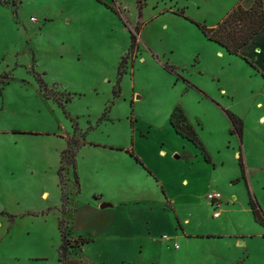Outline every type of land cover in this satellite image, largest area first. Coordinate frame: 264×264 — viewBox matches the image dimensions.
<instances>
[{"label": "rangeland", "instance_id": "1", "mask_svg": "<svg viewBox=\"0 0 264 264\" xmlns=\"http://www.w3.org/2000/svg\"><path fill=\"white\" fill-rule=\"evenodd\" d=\"M199 2L0 0V264H264V74L169 15L209 26Z\"/></svg>", "mask_w": 264, "mask_h": 264}, {"label": "trees", "instance_id": "2", "mask_svg": "<svg viewBox=\"0 0 264 264\" xmlns=\"http://www.w3.org/2000/svg\"><path fill=\"white\" fill-rule=\"evenodd\" d=\"M175 14L183 17L184 19L192 22L202 35L210 42L217 44L219 47L225 50L229 55L237 56L239 51L248 44L252 38L264 27V0H255L251 7L245 9L241 4L237 3L215 26L208 27L204 23L194 21L186 16H184L183 11L175 12ZM141 13L139 12V17ZM132 45L135 44V37L131 36ZM226 117L228 118L231 130L230 134L236 135L239 140L242 138V120L236 115L228 110H223ZM178 113L175 109L170 116V125L174 129L175 133L191 142L196 148H198L205 161H208V155L205 152L202 144L197 136L194 128L188 123L186 118L182 113ZM69 146L71 148V143H68V148L63 153L64 155L69 152ZM73 151L70 154V159L68 164L72 166L74 170L73 176L77 184V175L75 172V161H74ZM239 167L242 178L245 180V168L243 166L241 155L239 153L238 157ZM247 185V183H246ZM248 206L251 211L253 220L256 224L264 228V213L254 196L249 194ZM90 242L88 239H81L80 244H86Z\"/></svg>", "mask_w": 264, "mask_h": 264}, {"label": "crops", "instance_id": "3", "mask_svg": "<svg viewBox=\"0 0 264 264\" xmlns=\"http://www.w3.org/2000/svg\"><path fill=\"white\" fill-rule=\"evenodd\" d=\"M255 0H200L199 5L200 7L204 8L206 10V12L210 15L211 19L213 20V23L209 24L208 27H215L222 19L223 17L237 4H241L243 8L248 9L249 7L252 6V4L254 3ZM175 11L172 12V14H169L170 16H178L181 17L177 14H175V12L178 11H183L184 16L188 17L187 15H185L184 13V7L183 8H174ZM162 14V13H160ZM164 15V14H162ZM169 16V17H170ZM183 18V17H181ZM190 18V17H188ZM184 19V18H183ZM192 19V18H190ZM186 20V19H185ZM194 20V19H192ZM196 21V20H194ZM225 50L222 49L221 47L217 48V56L222 57L225 54ZM239 57H241L243 60H245L247 62V64L252 65L253 69H256L258 72L261 71L262 74H264V27L252 38V40L246 44L238 53ZM260 68V71L259 69ZM221 93H224V95H226V93L222 90ZM221 110H228L225 109L223 107H221ZM185 117V116H184ZM170 120V119H169ZM170 123V121H169ZM172 131L175 133L174 129L172 128V126L170 125ZM196 131V130H195ZM176 136L180 137L179 135H177L175 133ZM182 138V137H180ZM183 139V138H182ZM186 140V139H184ZM187 141V140H186ZM189 142V141H187ZM190 144H192L191 142H189ZM193 145V144H192ZM194 146V145H193ZM68 147V144H67ZM195 147V146H194ZM196 148V147H195ZM67 149V148H66ZM198 149V148H197ZM199 150V149H198ZM66 151V150H64ZM64 151L62 153H64ZM77 151V150H76ZM163 153L161 152V155ZM202 154V153H201ZM203 156V155H202ZM75 157H76V152H75ZM204 159V158H203ZM75 161V160H74ZM205 161V160H204ZM60 162H62V154L60 156ZM207 165L211 164V158L209 157L208 161H205ZM75 168H76V162H75ZM76 172V171H75ZM77 175V174H76ZM76 184V182H74ZM183 184H186L183 180ZM182 184V185H183ZM77 186V184H76ZM188 187V184L185 185V187ZM190 191V188H188ZM210 189V188H209ZM211 191H217V190H209L206 191L207 193L211 192ZM78 192V191H77ZM76 192V193H77ZM219 192V191H217ZM220 193V192H219ZM221 194V193H220ZM222 196V194H221ZM205 197V195H204ZM227 200H223V196L221 199V205H220V209H222V207H225V204ZM105 203H102L101 200H97L96 203V207L97 209L100 208L101 205H103ZM101 209V208H100ZM250 210V209H249ZM251 213V211H250ZM251 218L253 220L252 214H251ZM251 220V221H252ZM175 221H176V227H175V231L178 230L181 234V236L184 237V239L186 240H194V239H204V238H217L218 236L216 235H196V234H191V233H187L185 230V227L183 226V224H186L187 220L185 221H181L180 218L177 217V215H175ZM254 221V220H253ZM179 223L182 224V228H183V232L182 233L178 228L179 227ZM255 223V222H254ZM255 225L258 226V224L255 223ZM185 234L189 237H186ZM249 235H237L236 236V241H235V246L241 245L242 242L241 240H245L246 237H248ZM250 237V236H249ZM171 239V238H170Z\"/></svg>", "mask_w": 264, "mask_h": 264}, {"label": "built area", "instance_id": "4", "mask_svg": "<svg viewBox=\"0 0 264 264\" xmlns=\"http://www.w3.org/2000/svg\"><path fill=\"white\" fill-rule=\"evenodd\" d=\"M205 199L207 200V202H209L214 207V210L220 209L222 196L219 192L211 191V192L206 194ZM218 215H219V213L215 212L213 217L217 218Z\"/></svg>", "mask_w": 264, "mask_h": 264}, {"label": "water", "instance_id": "5", "mask_svg": "<svg viewBox=\"0 0 264 264\" xmlns=\"http://www.w3.org/2000/svg\"><path fill=\"white\" fill-rule=\"evenodd\" d=\"M106 206H107L106 204H103V205L100 206V208H104V207H106Z\"/></svg>", "mask_w": 264, "mask_h": 264}]
</instances>
